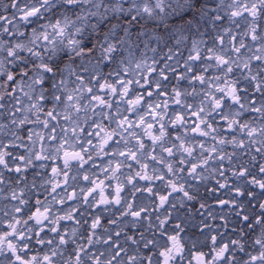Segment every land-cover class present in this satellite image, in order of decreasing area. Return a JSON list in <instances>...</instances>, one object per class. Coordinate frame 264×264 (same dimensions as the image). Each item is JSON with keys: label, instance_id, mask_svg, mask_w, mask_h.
Returning <instances> with one entry per match:
<instances>
[{"label": "snow or ice", "instance_id": "snow-or-ice-1", "mask_svg": "<svg viewBox=\"0 0 264 264\" xmlns=\"http://www.w3.org/2000/svg\"><path fill=\"white\" fill-rule=\"evenodd\" d=\"M48 4L0 0V264H264V0H217L151 63L53 83L43 53L84 50L68 14L22 27Z\"/></svg>", "mask_w": 264, "mask_h": 264}, {"label": "clouds", "instance_id": "clouds-1", "mask_svg": "<svg viewBox=\"0 0 264 264\" xmlns=\"http://www.w3.org/2000/svg\"><path fill=\"white\" fill-rule=\"evenodd\" d=\"M141 2L142 0H79L69 8L64 0H49L48 6L41 13L44 19L33 17L30 25L22 24V27H32L39 32L42 24L56 18L63 22V16L68 14L75 21L68 32L71 33L77 27L82 29L76 38L81 41L79 47L84 50L77 55L78 49L69 51L60 44L58 38V52L55 55L51 52L43 53L44 62L54 68L49 82L57 81L61 76L67 75L69 70L75 76L82 75L85 80H89L93 75L92 65H96L104 73L118 72L121 70V62L127 63L130 55L133 59L147 58L151 63L152 59L158 60L161 56H166L169 48L182 49L204 31L206 14L209 8L215 7L217 0H163L166 8L163 16L159 13L147 16L136 9L128 10L132 4ZM35 3L38 0H18V4L24 6ZM116 3L121 5L119 12L114 10ZM133 15L136 16L135 20L131 19ZM113 25L117 27L114 29ZM48 31L51 35V29ZM180 35L187 39L177 45L176 40ZM63 39L66 41L67 36ZM108 44L115 46L110 53L111 63L103 60V49ZM153 48L156 49L155 52L152 51ZM38 59L29 56L19 67Z\"/></svg>", "mask_w": 264, "mask_h": 264}]
</instances>
